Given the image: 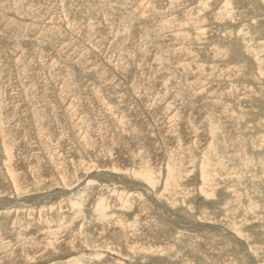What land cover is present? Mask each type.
<instances>
[{
	"label": "rangeland",
	"instance_id": "374dc122",
	"mask_svg": "<svg viewBox=\"0 0 264 264\" xmlns=\"http://www.w3.org/2000/svg\"><path fill=\"white\" fill-rule=\"evenodd\" d=\"M0 238L1 264H264V0H0Z\"/></svg>",
	"mask_w": 264,
	"mask_h": 264
},
{
	"label": "bare ground",
	"instance_id": "6f19581e",
	"mask_svg": "<svg viewBox=\"0 0 264 264\" xmlns=\"http://www.w3.org/2000/svg\"><path fill=\"white\" fill-rule=\"evenodd\" d=\"M42 121V120H41ZM2 132V131H1ZM1 141H4V140H1ZM3 143V142H2ZM4 144V143H3ZM6 145V144H5ZM44 145V144H43ZM31 148V147H30ZM4 150H5V152H6V154L7 153H9V151H8V148H4ZM36 152V151H35ZM34 153V152H33ZM5 154V155H6ZM48 156H49V159H50V161H51V163H53V166L54 167H57V173L61 176V174L62 173H67V168L65 167V166H63V163H62V161H61V158H59V159H55L54 157H53V155H51L50 154V152L48 153ZM38 159V158H37ZM36 159V160H37ZM11 160V159H10ZM10 160L9 159H7V162L5 163L6 165H7V168H8V170H9V175L11 176V180L13 181V183H14V186H15V189L16 190H18L19 189V184L20 183H24V181H25V179H23L24 177H23V175H21V174H19L18 172H16V170L14 169V168H11V164H10ZM4 164V165H5ZM37 165V164H36ZM5 167V166H4ZM28 167H29V170H30V172H31V174H32V176L34 177V179L37 181V182H41V180L40 179H45L46 177H45V171H43L42 169L41 170H36L35 168L33 169L32 167H30V165H28ZM67 167H68V165H67ZM218 166H216V168H217ZM215 167H214V170H216L217 171V169H219V168H217L216 169ZM227 169V168H226ZM6 171V170H5ZM226 171V170H225ZM29 172V171H28ZM220 172V171H219ZM45 174V175H44ZM48 174V173H47ZM219 174V173H218ZM64 175H66V176H68L69 174L67 173V174H64ZM4 176V175H3ZM49 177V176H48ZM47 177V178H48ZM51 178V177H50ZM22 179V180H21ZM10 180V179H9ZM45 181V180H44ZM23 185V184H22ZM22 188V187H21ZM26 189V188H25ZM24 190V189H23ZM21 192V191H20ZM83 205V204H82ZM81 205V206H82ZM255 205V204H254ZM252 206L253 208H254V210L256 209V208H258V206ZM77 206V205H76ZM75 209H76V207H75ZM233 213V212H232ZM102 215V214H101ZM246 217V216H245ZM118 220V219H117ZM62 222V221H61ZM245 222V221H244ZM247 222V221H246ZM124 224H122V226H123ZM122 226H119V228L121 229V235H124L126 232L125 231H128V229H126V228H123ZM125 226V225H124ZM118 227V226H117ZM103 231V230H102ZM42 232H44V235H46L47 233H49L48 234V236L46 237L47 239H48V241H49V243H51L53 246H54V244L55 243H57V242H59V241H61L62 240V238H61V240L59 239V238H57V232H55V231H46V230H44V231H42ZM62 233V232H61ZM68 233V232H67ZM81 233V232H80ZM23 236V235H22ZM60 236V235H59ZM65 236L67 237V235L65 234ZM23 238V237H22ZM69 238V237H68ZM126 238L127 237H125V240H126ZM1 239V238H0ZM18 239V238H17ZM1 241V240H0ZM3 241V240H2ZM62 241H64V240H62ZM7 242V241H6ZM17 242V241H16ZM65 242V241H64ZM63 242V243H64ZM1 244H2V242H0ZM10 243V242H9ZM29 244H30V242H29ZM138 244V243H137ZM10 245V244H9ZM49 245V244H48ZM65 245H66V243H65ZM64 245V246H65ZM12 246H13V244H12ZM30 245H28V242L26 243V241H22L21 242V244H20V246L19 247H21L22 248V251L25 253V251L27 250V248H29L30 249V247H29ZM40 247H42V246H40ZM39 247V248H40ZM49 247V246H48ZM8 247L6 246V244L4 245V247L3 246H1L0 247V252H3L5 249H7ZM32 248V247H31ZM34 248V247H33ZM47 248V247H46ZM45 248V249H46ZM54 248V247H53ZM137 247H133V249H136ZM10 249V248H9ZM51 249V248H50ZM144 249V248H143ZM36 251V250H35ZM44 251V250H43ZM143 251V250H142ZM132 252V251H131ZM135 252L138 254V253H140V251L138 250V249H136L135 250ZM134 252V253H135ZM4 253V255H5V253L6 252H3ZM34 253V252H33ZM37 253H39V252H37ZM36 253V254H37ZM29 254V253H28ZM25 255V254H24ZM46 255V252L45 253H42V254H38V256H37V258L38 259H40L41 257H44ZM28 257L30 258V256L28 255ZM7 259H9V260H11L12 262H14V264H19V262L17 263H15V261L10 257V256H7L6 257ZM22 258V257H21ZM34 257H32V259H33ZM42 259V258H41ZM27 260H29V259H27ZM26 260V262L28 263V261ZM31 260V259H30ZM23 261H24V259H23ZM32 261H34V259L32 260ZM25 262V263H26ZM0 264H1V260H0ZM22 264V263H21Z\"/></svg>",
	"mask_w": 264,
	"mask_h": 264
}]
</instances>
